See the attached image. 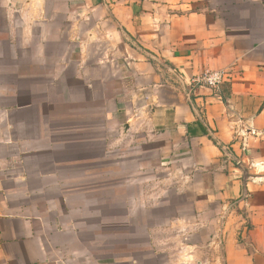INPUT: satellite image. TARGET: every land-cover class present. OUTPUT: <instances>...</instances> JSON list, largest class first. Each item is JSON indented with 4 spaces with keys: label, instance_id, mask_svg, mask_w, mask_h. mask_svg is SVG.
I'll return each instance as SVG.
<instances>
[{
    "label": "crops",
    "instance_id": "1",
    "mask_svg": "<svg viewBox=\"0 0 264 264\" xmlns=\"http://www.w3.org/2000/svg\"><path fill=\"white\" fill-rule=\"evenodd\" d=\"M0 264H264V0H0Z\"/></svg>",
    "mask_w": 264,
    "mask_h": 264
},
{
    "label": "built area",
    "instance_id": "2",
    "mask_svg": "<svg viewBox=\"0 0 264 264\" xmlns=\"http://www.w3.org/2000/svg\"><path fill=\"white\" fill-rule=\"evenodd\" d=\"M229 74L224 70H208L196 76L191 82L195 86L204 87L219 93L223 85L228 81ZM227 153L228 148H225ZM254 166V165H252Z\"/></svg>",
    "mask_w": 264,
    "mask_h": 264
}]
</instances>
